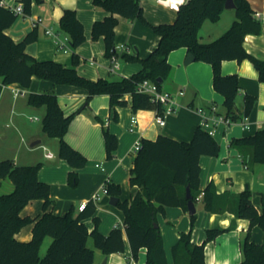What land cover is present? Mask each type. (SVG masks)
Returning <instances> with one entry per match:
<instances>
[{
	"label": "trees",
	"instance_id": "obj_1",
	"mask_svg": "<svg viewBox=\"0 0 264 264\" xmlns=\"http://www.w3.org/2000/svg\"><path fill=\"white\" fill-rule=\"evenodd\" d=\"M25 11L31 15L32 1L23 0ZM227 0H190L177 11L174 23L153 25L143 15L139 0H94L95 6L110 13L103 20L94 22L91 39L101 37L105 42V54L108 58L117 55L116 15L127 20L140 19L146 26L159 35L158 47L145 59L124 55L123 59L142 64V71L119 81L99 79L92 81L78 73L75 66L79 62L76 49L86 42L84 25L76 12L64 10L59 22V30L69 37L73 50L72 67L53 60L40 61L27 53L29 44L37 40V27L21 42L16 43L7 35L17 16L0 7V77L5 85L19 84L29 88L34 77L48 80L55 85H71L88 92L87 101L97 95L110 97V108L114 120L119 119L117 108L127 105L124 99L131 96L132 109L161 110L151 103L147 95L137 93L138 85L144 80L156 82L159 88L173 76L174 67L169 63V55L180 48H186L188 54L195 56L196 62H205L212 66L213 87L224 97V114L234 122L248 118L255 105L256 98L245 95L242 111L237 108L239 95V77L237 74L224 75L221 71L223 61L250 60L257 70L259 81L264 82V61L247 53L244 41L248 35H260L262 23L247 0H233L236 19L230 28L217 40L209 44L199 42V34L206 20L218 22L224 13ZM162 79V83H158ZM54 92L31 94L28 102L36 107H45L42 130L47 138L59 140L58 156L65 160L72 170L68 174L70 186L79 184L78 170L86 167L87 159L74 150L64 139L74 114L65 116ZM211 109V107L209 108ZM107 158L112 159L118 149L117 136L108 129L103 130ZM189 142L178 141L173 137L160 135L156 140L141 139V149L137 153L133 168L130 170V185L138 191L129 200H119L117 207L124 214V228H113L110 233L99 231V218L94 217L95 227L89 232L84 220L92 217L96 211L94 202H89L83 212L76 217L72 212L60 216L48 211L54 203L50 197V185L38 178L40 164L17 165L12 160H0V180H12L14 190L0 195V264H94V250L88 247L89 238L94 246L105 255L123 253L127 238L134 260L142 248L147 249L145 264H170L166 257L164 241L159 226V215H165L168 207H180L188 213L187 188L191 200L197 204L200 196L204 209L208 213L230 211L236 219L250 220L249 230L241 242L243 260L238 264H264V195L263 210L260 212L252 203V192L247 187L239 195L218 194L212 185L200 190V158L215 157L220 146L214 136L201 126L197 127ZM232 147L241 154L247 167L264 165V129L253 135L234 139ZM111 197H118L121 188L108 181L106 183ZM33 200H43V214L37 218L23 217L21 212ZM196 214L191 216L194 227ZM28 224H33L32 239L28 242L17 240L16 234ZM263 231V243H255L251 238L254 227ZM220 227L206 231L203 244H194L192 232L182 233L172 248V264H205V246L217 236L230 231ZM46 238L52 243L44 256L40 255Z\"/></svg>",
	"mask_w": 264,
	"mask_h": 264
},
{
	"label": "crops",
	"instance_id": "obj_2",
	"mask_svg": "<svg viewBox=\"0 0 264 264\" xmlns=\"http://www.w3.org/2000/svg\"><path fill=\"white\" fill-rule=\"evenodd\" d=\"M258 20L262 23L260 35H248L244 41V48L250 55L264 61V0H247ZM94 0H33L31 17L41 18L37 27V40L29 44L26 52L40 60H53L62 65L72 67L73 50L69 43L67 49L60 50L54 40L46 35V29L59 30V22L64 10L76 12L77 18L84 25L86 42L76 49L79 62L75 66L78 73L92 81L107 79L119 81L129 78L142 71V64L123 59L124 55L145 59L154 51L160 42V37L152 28L146 26L140 19L127 20L116 15V47L120 55L119 67L111 71L112 61L105 54L104 38L93 41L91 39L94 22L103 20L110 13L101 7L95 6ZM143 15L153 25L174 23L177 11H172L149 0L140 1ZM236 19L234 9L225 10L216 23L206 20L199 34V42L209 44L221 37ZM31 19H16L15 23L6 30L16 43L21 42L28 34L34 31ZM61 37L67 36L61 32ZM186 48L173 51L169 63L174 67L170 80L163 83V89L177 96L179 106L176 112L166 118V124L160 127L155 122V110L132 109L131 96L126 95L127 105L117 108L118 118L114 120L110 108L108 95H97L87 101L88 92L80 87L71 85H55L48 80L34 77L31 86L23 88L19 84L5 85L0 77V143L11 145V151L0 160H12L17 165L40 164L38 178L41 182L50 185V197L54 201L48 211L64 216L69 212L76 217L80 214L79 206L82 203L94 202L95 214L84 220L91 232L95 223L93 218H99V231L103 234L120 226L124 228V214L116 206L110 204V195L102 193L104 185L110 181L120 186L119 200H129L138 191L137 186L130 185V170L133 168L137 153L134 147L138 140H156L158 136L173 137L178 141L189 142L197 127L201 126L202 118L197 109L209 110L216 107L218 113H224V97L213 87V70L205 62H192L185 65ZM221 71L224 75L237 74L239 77V95L236 101L237 108L243 109L245 95L256 98V105L248 117L246 128L240 122L230 127L221 126L217 129L215 139L219 143L220 151L217 156H202L200 158V190L212 185L218 194L227 193L231 196L239 195L247 187L252 192V203L261 212L262 196L264 195V165L247 167L241 154L232 147V140L253 135L264 129V82L259 81V75L250 60L242 62L236 60L223 61ZM180 91H184L182 96ZM18 92L16 96L15 93ZM54 92L65 116L74 114L68 132L64 139L74 150H77L87 159L86 167L78 170L79 184L70 186L68 174L72 170L69 164L59 158V140L47 138L42 125L36 122L43 119L45 107H36L28 102L31 94ZM136 117L137 124L131 131V119ZM37 118V120H35ZM11 123V126L7 123ZM108 129L119 140V146L112 159L107 158L103 130ZM52 152L54 157L46 154ZM8 157V158H2ZM3 180V179H2ZM0 180V184L2 182ZM14 186V185H13ZM10 187V185H9ZM10 189V188H9ZM14 190V187H13ZM9 190V191H13ZM9 192V193H11ZM99 194L100 200L94 201V195ZM1 195V194H0ZM196 204V220L191 226V216L180 207H168L165 215L157 218L167 260L173 263L172 248L178 242L182 233L192 232L194 244H203L206 240V231L217 227L233 229L227 231L205 246V264H238L243 260L241 242L245 238L250 220L236 219L235 215L224 213H208L204 209L202 196ZM43 214V200H33L21 212V216L37 218ZM33 224H28L16 234L22 242L32 239ZM252 240L261 245L263 231L256 226L251 231ZM49 240V241H48ZM125 251L123 253L105 255L94 246L92 238L88 240V247L94 250V264H145L147 249L142 248L137 260L133 259L132 251L125 237ZM48 244L42 252L44 244ZM52 243L46 238L40 255L44 256Z\"/></svg>",
	"mask_w": 264,
	"mask_h": 264
},
{
	"label": "built area",
	"instance_id": "obj_3",
	"mask_svg": "<svg viewBox=\"0 0 264 264\" xmlns=\"http://www.w3.org/2000/svg\"><path fill=\"white\" fill-rule=\"evenodd\" d=\"M142 1V0H139ZM145 1V0H144ZM154 3L159 4L160 6L166 7L172 11H179L183 6L188 4L190 0H149ZM0 7L3 8L6 11H9L13 14H15L18 17L21 18H30L32 21V25L34 28L38 27V25L41 23L42 19L37 18L34 19L30 15H28L25 11V4L23 0H0ZM256 17H259V14L256 15ZM46 35L50 36L58 49L61 51L64 49H67V45L69 43V37L65 36L62 38L61 31H55L52 28L46 29ZM117 49V47H116ZM118 53V50H117ZM119 53L117 55H114L111 57L112 61V67L111 71L114 72L119 67ZM137 93L147 95L150 98L151 103H154L156 106H160L161 110L159 111L157 108L155 110V122L160 127H163L166 124V118L172 114H174L179 106V103L177 101V96L173 93L164 90L163 88H159L158 84L152 80H144L141 82L137 89ZM184 94V91H180L179 95L182 96ZM15 95H18V92L15 93ZM198 114L202 118L201 127L204 128L208 133L215 137L217 129L221 126L230 127L232 124L236 123L231 118L227 117L224 113H218L216 107H212L209 110L198 108L197 109ZM37 120V118L35 119ZM248 118H244L242 121H240L241 124H243L246 128L248 127L247 123ZM137 124L136 117H132L131 119V127L130 130L133 131L135 125ZM141 141L138 140L136 142V145L134 147V153L140 152L141 149ZM46 157L53 158L54 155L52 152H48L46 154ZM102 193L105 195H109L108 187L105 184ZM100 195L96 194L93 197L94 201L100 200ZM87 203H82L79 206V211L83 212L86 208Z\"/></svg>",
	"mask_w": 264,
	"mask_h": 264
},
{
	"label": "water",
	"instance_id": "obj_4",
	"mask_svg": "<svg viewBox=\"0 0 264 264\" xmlns=\"http://www.w3.org/2000/svg\"><path fill=\"white\" fill-rule=\"evenodd\" d=\"M225 9L226 10L235 9V4H234L233 0H227L226 1ZM187 55L188 56H186L185 61H184L185 65H189V64H191L192 62L195 61V56L193 54L191 55L189 53ZM158 83H162V79H158ZM186 197L189 200L187 202L188 203V213H189L190 216L195 215L196 214V204L191 200V195H190V189L189 188H187ZM118 201H119L118 198L111 197L110 204L113 205V206H116ZM156 226H158V224Z\"/></svg>",
	"mask_w": 264,
	"mask_h": 264
},
{
	"label": "rangeland",
	"instance_id": "obj_5",
	"mask_svg": "<svg viewBox=\"0 0 264 264\" xmlns=\"http://www.w3.org/2000/svg\"><path fill=\"white\" fill-rule=\"evenodd\" d=\"M17 19H22L21 17H18ZM25 19H29V18H25ZM9 124V126H11V123H7ZM42 125V119L40 118V121L36 122V125ZM11 151V145L9 147V144L7 143V145L1 144L0 143V156H5V152L8 154V152ZM2 158H8V157H2ZM12 180L5 178L2 180L1 184H0V194H6L9 193L11 191L9 190H13V183L11 182ZM10 185V187H9ZM10 188V189H9ZM49 241V240H48ZM48 246V244H44L43 248H42V252L45 251L46 247Z\"/></svg>",
	"mask_w": 264,
	"mask_h": 264
}]
</instances>
